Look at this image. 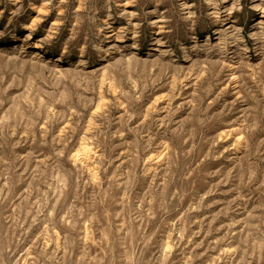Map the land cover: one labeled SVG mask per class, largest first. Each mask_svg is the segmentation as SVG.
I'll return each mask as SVG.
<instances>
[{
  "label": "rangeland",
  "instance_id": "rangeland-1",
  "mask_svg": "<svg viewBox=\"0 0 264 264\" xmlns=\"http://www.w3.org/2000/svg\"><path fill=\"white\" fill-rule=\"evenodd\" d=\"M0 264H264V0H0Z\"/></svg>",
  "mask_w": 264,
  "mask_h": 264
}]
</instances>
